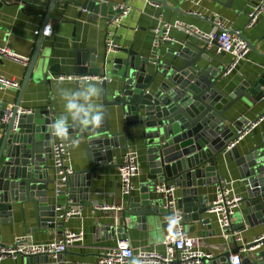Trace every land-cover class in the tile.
I'll list each match as a JSON object with an SVG mask.
<instances>
[{"label":"water","instance_id":"1","mask_svg":"<svg viewBox=\"0 0 264 264\" xmlns=\"http://www.w3.org/2000/svg\"><path fill=\"white\" fill-rule=\"evenodd\" d=\"M152 1L167 6L164 0ZM56 3L57 0H51L43 28L50 21ZM74 4L80 8L79 17L83 11L107 21L112 16L108 4L101 0ZM192 34L201 38L203 43L187 38L178 49L169 52V59H162L160 55L153 60L133 49H122L128 56L116 58L114 73L124 81L113 94H109L108 81L101 83L102 109L83 108L77 82L76 110L52 116L48 110L22 112L25 109H21L23 92L32 78L38 80L46 76L51 83L52 75L62 74L60 65L50 64L46 58H41L43 41L48 38L41 30L17 98L11 103L9 99L0 97V235L2 224L14 223L15 204H20L21 212L25 213V203L33 204L39 225L63 233L67 221L59 219L58 208H62L65 215L70 207L89 201L92 181L98 179L99 172L120 166L115 162L117 150L121 147L120 137L124 136L127 141L128 133L133 129H139L145 140L149 174L140 187L139 198L132 192L127 196V207L123 212H128L129 218L124 214L122 224L103 223L100 231L119 236V240L126 239L120 235L135 222L146 223L148 218L170 217L169 210L164 208L166 200L158 192L159 185L170 183L181 188L177 202L185 213V220L200 221L212 229L213 219L203 218L211 211L212 205L208 195L200 193L199 188L206 191L209 186L225 184L221 172L226 163L220 159L225 153L230 160H235L247 187V196L241 201L246 207L237 215L238 224L235 226L233 223L232 231L264 224V138L244 154L237 144L227 150L239 138L238 131L244 125L258 121L233 120L228 113L239 101L264 105V72L252 83L242 81L234 90L225 91L218 82L226 76L227 65H215L214 62H220V55H212L210 41L195 32ZM244 39L250 49L257 51V43ZM211 44L216 45V42ZM77 52L78 75L102 73L95 66L97 49L85 48ZM0 56H3L1 52ZM7 113L11 114L8 122L4 123L2 119ZM111 113L116 125L120 117H124L123 131H112ZM58 129L85 139L89 157V166L67 176L62 183L64 189L59 190L55 188L57 181L53 177L56 168L49 163L52 159V134ZM59 200H65V204H59ZM30 231L28 228L27 233ZM231 241L235 242V238L232 237ZM255 246L243 257V264H264V245L260 242L245 245L247 249ZM243 247L236 243L228 251L205 258V264H230L231 255ZM67 252L56 256L47 253L21 255L20 264H67L64 258ZM52 256L55 261H51Z\"/></svg>","mask_w":264,"mask_h":264},{"label":"crops","instance_id":"2","mask_svg":"<svg viewBox=\"0 0 264 264\" xmlns=\"http://www.w3.org/2000/svg\"><path fill=\"white\" fill-rule=\"evenodd\" d=\"M84 0H57L51 12L50 23L53 25V34L47 36L43 41L41 58H46L50 64H58L62 74L78 75V52L79 49L95 48L98 50L95 66L100 72H111L108 75L112 78L108 82L109 94H113L114 89L123 84L124 78L118 73H114L117 63L116 58L127 57L128 54L122 49H133L139 55L153 59L154 54V28L160 19L168 22L177 20L189 27L202 32H211L213 22L202 15L218 17L223 20L232 31L240 30L244 38L252 44L257 43V51L250 50L247 58L242 60L238 67L230 74L226 75L218 82V86L227 92L234 90L242 81L254 82L264 72V12L259 16L258 21L253 25H248L249 14L254 9L257 0H164L167 6L161 4L155 7L150 1L145 0H101L108 4L109 14L113 15L114 5L120 2H127L133 9L124 20L123 25L116 30V41L120 48L113 52H108L106 48V28L107 20L98 18L96 14L90 15L83 11L79 17L80 8L74 2ZM51 0H0V49L9 47L14 52L29 57L34 52L39 34L37 31L43 26ZM201 13L202 15H200ZM46 36V35H45ZM189 38L198 43H203L201 38H196L192 33L182 28H172L170 39L164 40L157 47L162 59H169V52L178 49ZM172 42V43H171ZM209 50L212 55H220V62L215 65H228L232 56L228 53L217 52L216 45L210 44ZM107 60H105V54ZM82 56V54H80ZM83 61V56L80 57ZM27 66L16 63L9 58L0 56V75L12 80L22 82L25 78ZM77 82L74 81H47L46 76L30 80L26 86L21 100V109L25 110H48L52 116L66 113H73L77 108ZM80 86V100L83 108L93 110L102 109V84L97 82H83ZM21 88V87H20ZM19 88V89H20ZM19 89L0 88V97L9 99L11 103L17 98ZM264 113V105L261 102L249 105L245 101H239L228 113L233 120L244 118L248 122L258 120L250 131L238 142L237 146L242 154L263 141L264 138V118H260ZM124 117H120L116 125L113 114L110 115L112 131H123ZM237 132L236 127H234ZM65 137L69 140H76L70 147L69 162L74 171L89 166L87 155V141L79 139L74 134L66 132ZM121 147L117 150L115 162L120 164L123 157L132 152L138 159L140 171L134 179V189L132 194L139 198L140 187L147 180L149 174V160L146 151L145 140L141 137L139 129H133L128 133V140L124 136L120 137ZM223 162L226 167L222 169L224 183L229 185L233 194L245 198L247 187L243 183L239 168L235 160H230L228 154H223ZM49 163L53 164L52 159ZM118 168L99 172V177L92 181L89 201H82V205L74 206L80 209L81 215L75 216L67 221L66 230H84L85 242L83 245L70 248L64 256L67 264H100L99 258L102 253L113 247L119 241V236L105 234L100 231V225L107 222L122 224L123 215L130 216L128 212H123L127 207V197L122 195ZM56 171H53L55 178ZM55 188L57 186L55 185ZM59 189H64V185H59ZM200 193H206L209 204L215 198L218 186H209L206 191L199 188ZM175 195L180 197L181 188L177 186ZM90 202V203H87ZM59 204H65V200H59ZM112 205L121 209L100 210L97 206ZM245 203L241 202L237 210L233 223L237 226V215L245 208ZM25 213L21 212L20 204H15L14 223L2 224L0 240L10 244L17 236L29 232L36 242H48L61 235L58 229L45 228L39 225L35 209L32 203H25ZM183 210V209H182ZM213 219V228L200 221L185 220V228L192 235L201 238V247L206 253L218 255L230 250L235 246V242L224 237V229L221 227L218 217L211 213H205L203 218ZM129 218V217H128ZM170 231L166 218L149 219L146 223L130 225L128 230L120 236L128 239L133 247L145 246L156 248L159 251L165 250L163 241ZM242 241L246 244L254 242L256 238L264 234V224L246 226L241 232ZM264 248V246H262ZM22 257L6 258L3 264H20ZM55 261V257H51Z\"/></svg>","mask_w":264,"mask_h":264},{"label":"built area","instance_id":"3","mask_svg":"<svg viewBox=\"0 0 264 264\" xmlns=\"http://www.w3.org/2000/svg\"><path fill=\"white\" fill-rule=\"evenodd\" d=\"M150 1L155 7H160L161 4L152 0ZM200 1V0H193ZM133 7L127 2H120L114 5V13L107 21L106 28V48L108 52H113L120 48V45L116 41V30L123 25L124 20L131 13ZM264 12V0H257L254 9L249 14V24L253 25L259 19V16ZM202 15L201 13H199ZM213 22V30L211 32H202L198 29L189 27L183 22L177 20L175 22H168L165 19H160L158 25L154 28V54L153 60L160 57V53L157 47L164 40L170 39L172 28H182L187 32H195L201 37L208 39L210 44L212 41L216 42L217 52H225L232 56L231 62L227 65L228 69L225 75L234 71L240 62L247 58L249 51L251 50L247 41L243 38L240 30L232 31L231 28L220 18L202 15ZM43 33L46 36L53 34V25L48 22L44 28L43 26L37 31V34ZM0 52L10 60L19 63L23 66H28L30 58L22 56L9 47L0 49ZM104 71L98 75H71L60 74L52 75V79L56 81H74V82H97L111 81L110 75ZM21 83L16 80H12L6 76L0 75V88H14L19 89ZM31 110H23L22 112H29ZM11 113H7L2 119V122L6 123L9 120ZM264 117H261V119ZM258 122V121H257ZM256 122V123H257ZM251 125L246 124L238 131L239 138L231 143L227 150L232 149L237 142L247 134ZM65 129H58L53 132L52 141V161L56 168V181L57 190L59 185L64 183L67 176L74 173L69 162L70 147L75 143L74 139H67L65 137ZM140 171V165L137 157L128 152L122 159L118 168V175L120 181L121 192L123 196H128L134 189V179L138 176ZM177 186L175 184H161L158 186V192L166 200L164 208L170 212V217L166 218V223L170 227V231L165 237L163 244L165 245L164 251H159L156 248H149L145 246L133 247L128 239H121L113 247L107 248L99 258L100 264H205V258H211L214 255L206 253L201 247V238L196 235H192L185 228V213L179 208L177 202V196L175 195ZM242 197L232 193L231 188L227 184H223L218 187L217 194L213 199L211 205V213L218 217L221 227L225 230L224 237L226 239L235 238V242L240 245H244L242 249L236 254H232L229 262L230 264H243V257L249 252L253 251L255 247L247 249L242 241L241 231H232L233 218L235 217L239 205L241 204ZM100 210H115L119 211L121 208L112 205H100L97 206ZM59 209V219H69L81 215L80 209L77 207H70L67 212L62 214L63 209ZM85 242L84 230L74 231L65 230L61 235L48 242H36L30 233H26L17 236L10 244H6L0 240V264H3L6 258H18L21 255H33V254H51L58 255L74 246L83 245ZM254 242H260V245H264V234L254 240Z\"/></svg>","mask_w":264,"mask_h":264},{"label":"clouds","instance_id":"4","mask_svg":"<svg viewBox=\"0 0 264 264\" xmlns=\"http://www.w3.org/2000/svg\"><path fill=\"white\" fill-rule=\"evenodd\" d=\"M96 122H97V124H99V118H97V121Z\"/></svg>","mask_w":264,"mask_h":264}]
</instances>
